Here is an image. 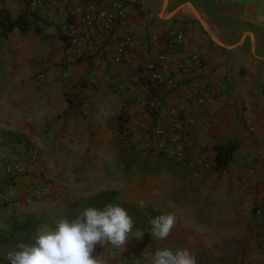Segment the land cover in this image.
Wrapping results in <instances>:
<instances>
[{"label":"crops","instance_id":"1","mask_svg":"<svg viewBox=\"0 0 264 264\" xmlns=\"http://www.w3.org/2000/svg\"><path fill=\"white\" fill-rule=\"evenodd\" d=\"M127 1L126 18L107 30L101 18L80 23L74 7L86 0H42L36 11L31 0H0V264H10L6 254L18 243L32 244L43 226L54 227L76 199L120 189L114 177L127 172L112 163L125 154L134 160L141 149L158 167L178 162L177 173L149 183L155 194L193 200L154 196L156 211L176 215L169 237L147 241L133 223L124 250L97 245L94 256L153 264L158 249L188 248L198 264H264V0ZM3 17L20 18L6 38ZM68 21L85 40L76 52L63 29ZM125 34L135 42L116 61ZM190 52L204 60L201 104L195 73L179 69ZM160 71L176 84L156 79ZM170 107L195 117L179 141L187 146L183 160L173 157L170 142L156 145L159 126L171 138ZM149 140L155 149L146 148ZM231 143L232 158L220 168L217 146ZM197 158L212 167H192ZM17 163L24 174L13 178L7 168ZM215 195L224 201H212Z\"/></svg>","mask_w":264,"mask_h":264},{"label":"clouds","instance_id":"2","mask_svg":"<svg viewBox=\"0 0 264 264\" xmlns=\"http://www.w3.org/2000/svg\"><path fill=\"white\" fill-rule=\"evenodd\" d=\"M175 224L174 213L162 214L151 221V233L158 240L167 239ZM54 225L43 226L34 243L21 242L8 251L10 264H107L102 254L94 256L97 245L124 250L133 219L120 205L107 204L102 210L88 207L73 219L60 216ZM153 264H198V260L188 248H164L155 251Z\"/></svg>","mask_w":264,"mask_h":264},{"label":"built area","instance_id":"3","mask_svg":"<svg viewBox=\"0 0 264 264\" xmlns=\"http://www.w3.org/2000/svg\"><path fill=\"white\" fill-rule=\"evenodd\" d=\"M42 0H31L30 8L31 11H36L38 6L40 5ZM127 0H112L110 3H104L102 5H99L91 0H86L84 5H76L74 7V14L77 15L80 23H90L94 24L97 18H101L104 21V28L107 30H112L115 27H117L122 20H124L127 16ZM139 0H131L129 3L136 4ZM63 29L68 32L69 35V47L72 51L76 52L79 49H81L84 44L85 40L82 39V37L79 35L80 27L75 21H68L63 25ZM185 37L184 32H179L177 35V41L183 42ZM135 42V38L131 34H125L121 40L118 43V54L115 56L116 61H121L122 55L124 53L125 48L127 45L132 44ZM159 59L165 63L166 61V54L164 52H160L158 55ZM162 68H167L166 64H163ZM180 70H186L191 71L195 73V79L197 83L195 84L193 88V92L197 93L198 95V103H204L207 98L205 95H203V85H201L202 76L204 72V60L203 57L194 52H190L187 54V57L185 61L181 62L179 64ZM167 76V75H166ZM156 79L163 81L165 80L170 85H175L176 81L174 76L170 75L168 77H165V75L160 71V73L157 74ZM148 105L150 107L156 106V101L151 100L148 102ZM165 120L169 123L170 131L172 132L171 138L169 140L164 139V136L166 135V128L163 126H159L154 130V134L159 137V141L156 144L157 148L164 149V147L167 145V142H170L172 147V154L173 157L177 160H183L186 156V145H179V141L182 138V132L184 129L185 124H194L195 117L191 114H185L181 113L179 109L170 107L166 110L165 113ZM153 140H149L146 143V148H152L155 149L154 145L151 143ZM187 145L192 144L191 140L186 141ZM32 157V159H34ZM190 165L194 168L203 166L205 168H211L212 164L211 162L203 161L202 158H197L194 161L190 163ZM7 171L10 173L11 177L16 178L20 175L24 174V168L20 163H17L15 165H11L7 168ZM197 172V171H196ZM195 172V174H197ZM42 191L38 190L35 191V193L40 194ZM10 192H6L5 195H10ZM1 199V197H0Z\"/></svg>","mask_w":264,"mask_h":264},{"label":"rangeland","instance_id":"4","mask_svg":"<svg viewBox=\"0 0 264 264\" xmlns=\"http://www.w3.org/2000/svg\"><path fill=\"white\" fill-rule=\"evenodd\" d=\"M139 152H142V155H140ZM135 153L136 156L134 160L130 159L132 158L131 155L125 154L121 157L120 161H115L112 163L114 167H118V165L119 166L124 165L127 172V175L124 179L114 177V180H118V185L121 186L120 189H114L118 191V199L120 201L134 202L138 204H140V201H143L144 207H150L154 209L153 208V206L155 205L154 196H157V198H159L157 200L159 201H166L167 199L185 200V201L193 200L192 196H189L186 193L180 194L171 191L166 193L163 191L165 194L164 193L155 194L153 188L151 187V184H149V183H155V181L157 180H165V177L167 176L166 173L167 174L177 173L176 172L177 171L176 169L178 167L177 161L168 159L162 166L158 167L157 165L153 164V160L150 159V156L147 154L145 150L141 149L140 151H136ZM130 186H131V190L129 191ZM208 194L207 196H209ZM81 199L80 198L76 199L74 202L80 201ZM206 199L209 200L208 197H206ZM211 200L224 201L221 199L219 195L213 196ZM69 209L70 206L63 211L61 216H65L66 213L69 211Z\"/></svg>","mask_w":264,"mask_h":264},{"label":"trees","instance_id":"5","mask_svg":"<svg viewBox=\"0 0 264 264\" xmlns=\"http://www.w3.org/2000/svg\"><path fill=\"white\" fill-rule=\"evenodd\" d=\"M19 23L20 18L13 20L7 17H3L1 20L3 38H6L8 33L15 26L19 25ZM29 28L30 25L28 23H24L21 26V29L23 30H28ZM235 148V143L217 146L218 155L216 158V164L218 167L224 168L228 165L229 161L232 158V151ZM107 204H118L123 207L129 214V216L132 217L135 226L143 232L146 240L150 241L152 239L151 221L160 216V213L150 207L141 208L138 203L120 201L118 199V191L114 189L105 190L89 198H82L80 201L74 202L65 216H67L69 219H73L88 207H96L102 210ZM31 224H34V221L30 220L26 222L25 225L28 227V225Z\"/></svg>","mask_w":264,"mask_h":264}]
</instances>
